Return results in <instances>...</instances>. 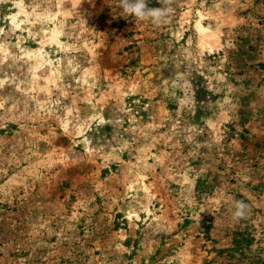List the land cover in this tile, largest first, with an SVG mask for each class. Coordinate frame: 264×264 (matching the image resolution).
<instances>
[{
    "label": "rangeland",
    "instance_id": "374dc122",
    "mask_svg": "<svg viewBox=\"0 0 264 264\" xmlns=\"http://www.w3.org/2000/svg\"><path fill=\"white\" fill-rule=\"evenodd\" d=\"M165 4L0 0V264H264V0Z\"/></svg>",
    "mask_w": 264,
    "mask_h": 264
},
{
    "label": "clouds",
    "instance_id": "9594fccd",
    "mask_svg": "<svg viewBox=\"0 0 264 264\" xmlns=\"http://www.w3.org/2000/svg\"><path fill=\"white\" fill-rule=\"evenodd\" d=\"M151 0H119L120 8L125 16L141 22H147L154 27H160L168 22L171 9L165 4L162 7H150ZM233 217L242 220L247 216L248 206L243 200L234 205Z\"/></svg>",
    "mask_w": 264,
    "mask_h": 264
}]
</instances>
